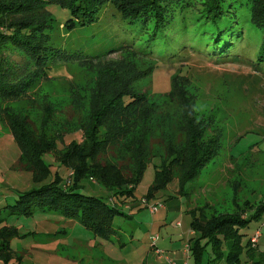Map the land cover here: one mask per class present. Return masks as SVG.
<instances>
[{"label":"rangeland","instance_id":"374dc122","mask_svg":"<svg viewBox=\"0 0 264 264\" xmlns=\"http://www.w3.org/2000/svg\"><path fill=\"white\" fill-rule=\"evenodd\" d=\"M196 1L189 0V7L183 11L172 8L168 13L170 23L154 39L148 36L152 31H146L139 23L124 21L110 2L101 10L98 21L85 25L76 20L69 25L65 22L69 13L64 8L45 2L37 7L32 20L39 24L38 28L32 27L37 31L35 42H44L41 55L39 51V55L27 57L15 42L2 45L7 57V62H2L4 71L21 90L11 98L0 96V113L19 120L31 135L56 140L59 149L81 141L102 96L121 91L138 95L140 101L134 105L111 110L106 128L101 129L102 133H116L98 154L101 162L114 168L111 170L134 172L139 161L138 147L146 160L155 154L134 192L137 197H149V205L136 211L141 216L128 220L119 214L114 219L116 225L125 222L126 231L139 227L142 221L138 231L142 236L133 242L128 235L123 236L125 244L121 246L114 239L118 246L114 259L124 257L131 263L142 264L147 251L145 237L154 217H158L156 224L159 222L158 226L165 228L151 232V246L155 236L174 231L176 221L184 223V229L190 227L188 202L182 203V210H175L164 207L160 203L162 198L149 195L156 170L167 158L169 147L180 152L186 148L183 141L187 104L192 106L196 120L209 128V134L218 136L221 148L219 155L186 183L184 200L192 199L193 205L204 208L207 217L233 212L244 202L255 206V202L264 200V54L258 55L262 31L249 18L251 0H227L224 14L213 23L201 16ZM45 67L50 68L49 75L44 73ZM20 151L9 129H0V182L17 170L29 171L18 164ZM56 155L52 152L43 156L52 172L59 168ZM60 172L67 176L64 169ZM176 182L175 179L173 183ZM173 183L162 194L174 193ZM82 185L87 189L91 186L89 181ZM10 187L21 186L2 183L0 192L12 195ZM100 187L101 192L86 188L80 191L104 196L107 190ZM14 198H9V203L16 202ZM155 204L158 211L152 214L149 209ZM40 213L33 217L12 215L8 223L25 232L35 230ZM163 216L167 223H162ZM79 226L61 243L69 244L82 237L93 246L99 244L93 253L100 263L103 239ZM258 230L263 236L258 246L264 250V210L243 230L247 234L243 241L255 236ZM41 239L35 234L12 242L29 244ZM225 251L228 252L227 246ZM211 253L209 245L206 256L209 258ZM241 257L242 264H251L246 252ZM218 264H226L225 259Z\"/></svg>","mask_w":264,"mask_h":264},{"label":"trees","instance_id":"16d2710c","mask_svg":"<svg viewBox=\"0 0 264 264\" xmlns=\"http://www.w3.org/2000/svg\"><path fill=\"white\" fill-rule=\"evenodd\" d=\"M226 1L197 0L195 5L201 16L213 23L224 14ZM45 2H50L54 7L64 8L69 13L68 18L65 19L69 25L74 24L75 20L80 25L98 21L101 10L110 2L124 21L133 25L139 23L146 31H152L150 35L148 34L149 39L156 38V33L170 23L168 13L172 8H182L183 11L184 7L190 5L189 0H0V96L2 97L11 98L21 90L4 71L2 62H7L5 60L7 57L2 45L15 42L27 57L39 55V51L41 55L45 48L44 42H35L37 31H33L32 27L38 28L39 24L32 20L37 7ZM51 14L54 12L52 11ZM249 18L262 31L258 55L263 56L264 0H251ZM201 19L198 18V20ZM49 69L43 68L46 75H49ZM150 69L153 72V65ZM139 101L137 94L124 91L108 97L102 96L94 110L90 125L82 133L81 141H73L64 149H59L54 139L29 134L19 120L4 117L1 112L0 119L19 144L21 150L19 166L31 171L34 174V182L40 185L19 193L14 198L16 202L8 203L0 208V240L8 241L23 235L17 226L3 223L7 217L34 215L36 209L45 208L60 209L67 217L80 220L97 233L108 230L115 217L122 214L121 210L103 197L80 191L83 188L82 181L86 178L95 179L97 183L113 193L118 203L125 204L133 199L145 167L152 161L155 154L146 160L141 147H138L137 169L130 173H124L119 169L111 170L114 168L101 162L98 154L105 142L107 143L113 135H116V133L106 134L101 131L102 128H106L110 111L119 107L128 108ZM186 106L187 126L183 141L186 148L180 152L176 147H169L167 158L163 159L164 163L156 170L155 180L149 190L151 197L155 192L166 189L173 180L180 177L179 184L182 189L219 154L221 145L218 142V136L210 135L209 128L196 120L192 106L190 104ZM52 152L57 154L59 162V168L53 172L43 159L45 154ZM61 169H64L63 174H66V177H63ZM263 210L264 201L255 206H251L250 202H244L233 212L213 214L210 217L205 216L204 208L195 209L191 225L196 235L192 236L189 244L197 264L202 263L209 245L212 247V253L207 264H216L224 259L226 264H242L241 256L245 252L251 264H264V251L259 250L252 243L251 238L246 242L243 241L247 235L243 230L254 218H258ZM226 246L228 252L225 251ZM0 255L6 257L7 261L12 257L10 252L0 251Z\"/></svg>","mask_w":264,"mask_h":264},{"label":"crops","instance_id":"0c3cea01","mask_svg":"<svg viewBox=\"0 0 264 264\" xmlns=\"http://www.w3.org/2000/svg\"><path fill=\"white\" fill-rule=\"evenodd\" d=\"M0 129L2 131H8V127L2 122L1 119ZM10 169H12V167ZM17 172L8 174L6 176V181L0 182V185L2 183H4L5 186H12V184H15L16 186L21 187H10L13 191L12 195H9L7 192H0V195L4 194V199H0V204L6 205L10 202L8 201L9 198H13V196H17L21 192L27 191L35 186L40 185L38 182H34L33 174L31 172L23 170H17ZM84 181H89L91 186L87 189L86 186L83 185V189L86 188L87 190L91 191H102L100 187L102 185H100L96 181H92L89 179H85ZM174 181L175 180H173L171 183H173ZM176 181V185L173 183L172 190L174 191V193L162 194L161 191L164 190L162 189L155 192L153 197L162 198L163 202L160 203H163L164 207L168 206L170 209L173 208L175 210H182V203L185 201L188 202L189 206L187 208V212L191 214L190 227L184 229V223H182L181 221H176L174 231L169 230L167 231V235H159V240L157 238L155 240V244H152L151 246L149 242V236L151 235V232H153L156 228H158V230L165 228L164 226H158L159 222L158 225L156 224V219H158V217H154V223L151 224V227L149 229L150 231H148V236L145 237L146 241L144 245L147 247V251L143 255L144 257L142 264H171V260L176 261L178 264H197L196 257L193 254L192 250L187 248V244H189V240L192 238V236L196 235V233H192L191 224L192 220L194 219L193 211L200 206L193 205L192 199L189 200V197L184 200V195L187 194V185L185 184L181 189L179 181L177 179ZM169 185L167 187H169ZM102 188L106 189L107 191L104 190L106 194H104V196L99 195V197H103L111 205L118 207L121 210V213L126 216V219L128 220L131 218H135V216H141L138 215L139 212L136 213V211L138 209H141L142 206L149 205V198L137 197L135 193L131 202H129L128 200L125 204H121L120 202L118 203L110 190H108L104 186H102ZM159 200L161 199H158V201ZM262 201L264 200L257 201L255 202V204ZM1 207L2 205L0 206V208ZM210 207H213L212 204H210ZM130 209L135 211H131L129 213ZM37 212H41V216L36 219L37 224L35 230H29L25 232L19 229L23 235L13 237L8 241L0 240V251L10 252L12 254L11 259L8 261L6 257L0 255V264H107L108 261L114 260L119 261V264H140L136 262L131 263V261L125 259L124 257L114 259V257H116L114 255L117 254L116 251L118 249V246L116 245L114 239L118 241L119 246L125 244V242L121 239L123 236L128 235L132 242L136 239H140V236L142 235H138V231L143 225L142 221H140L139 227L136 225V228L134 226L130 231H126V229L123 228L125 227V222L116 225V220H114L108 230L103 233H97L92 227L82 223L80 220L73 217H67L65 213L60 209H36L34 215H36ZM156 212L150 211V213L152 214ZM34 215L26 216L33 217ZM9 217H7V219L3 222L4 224H9ZM162 220L163 224L167 223V217L163 216ZM79 225H83L87 229H90L98 238L103 239V242L101 243L102 251L99 250L101 251V255L99 257V259L101 260L100 263L95 261V254L93 253L94 249L99 247V244L93 246L89 240H83L82 237L80 239L74 238L69 244L61 243L64 239H67V237L69 236V232L79 228ZM145 229L146 228L142 229L143 233H145ZM257 233H259V236L258 241L255 245L259 249L258 245L261 242V238L263 236L262 233L259 232V230L256 232V234ZM35 234L43 237V239L33 241L29 244H22L21 242H19L18 245H14L12 242L13 239H24ZM94 241L96 243H99L98 239H95ZM206 251L201 264H207L209 262V258L206 256ZM218 263L219 262H217L216 264Z\"/></svg>","mask_w":264,"mask_h":264},{"label":"built area","instance_id":"2783aa9c","mask_svg":"<svg viewBox=\"0 0 264 264\" xmlns=\"http://www.w3.org/2000/svg\"><path fill=\"white\" fill-rule=\"evenodd\" d=\"M151 208H150V210H151V212H156L157 210H158V206L155 204V205H152V206H150ZM192 233H194V230H192ZM258 236H259V233H257V234H255V236H253L252 238H251V241H252V243L255 245L256 244V242L258 241ZM158 238V236H155L154 238H153V244H155V240ZM187 248L188 249H190V244H187ZM171 262V264H178L176 261H174V260H171L170 261Z\"/></svg>","mask_w":264,"mask_h":264}]
</instances>
